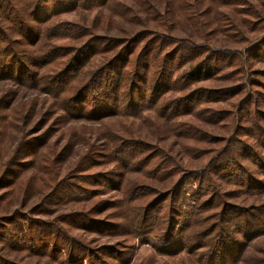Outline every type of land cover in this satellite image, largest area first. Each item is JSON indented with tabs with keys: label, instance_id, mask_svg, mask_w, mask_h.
<instances>
[{
	"label": "rangeland",
	"instance_id": "374dc122",
	"mask_svg": "<svg viewBox=\"0 0 264 264\" xmlns=\"http://www.w3.org/2000/svg\"><path fill=\"white\" fill-rule=\"evenodd\" d=\"M225 248L264 264V0H0V264Z\"/></svg>",
	"mask_w": 264,
	"mask_h": 264
},
{
	"label": "trees",
	"instance_id": "16d2710c",
	"mask_svg": "<svg viewBox=\"0 0 264 264\" xmlns=\"http://www.w3.org/2000/svg\"><path fill=\"white\" fill-rule=\"evenodd\" d=\"M120 60H121V58L116 59L115 62H113V66H115L114 64H118V62ZM75 62H76V65H77V63L79 65V67H77V69H81L82 70L86 66L85 61H83L82 59L77 58V59H75ZM124 66L125 65H123L121 67V71H118V74L121 75L120 79H118V81H117V85L118 86H121V85H123L124 82H126L125 75H126L127 71L123 70V67ZM202 68H204V67L197 66L193 70H191L187 74V76L189 77V79L191 81H194V82L195 81L196 82H201V81L205 80L206 78H209V76L211 75L212 71L211 72H208L206 70V72L203 73V69ZM33 146L36 147L35 143H33ZM86 217H88V215H86L85 218ZM93 220L94 219H92V218H88V219H85L84 221H82L81 224H83V226H85L83 228H85V229H94L95 228V224H99V223H97V222H95ZM90 222H91V224H89ZM155 222H156L155 226H160V224H161V218L158 216L157 219L155 220ZM119 228H122V227H119ZM62 239L63 238H62L61 234H59L58 235V238H56L55 240H62ZM171 242H172V244L169 246L168 243H171ZM161 244H162V246L160 247ZM174 248H176V251L169 252V251H171V249H174ZM182 248H180L178 244H174V241H172V236L170 234H168L166 237H163L162 240L159 242V249L158 250L161 252V254L167 255L170 258H174L175 256H177V254H179L182 251ZM231 252H232V250H230L229 248L228 249L225 248V250H223L222 252H220L221 254L218 253L219 255L217 257L220 259L219 260L220 261V264H226V262H227L226 261L227 260V255L226 254L231 255ZM201 261H199V262L202 263ZM191 262H188V264H196L193 261H191ZM165 264H176V262H166ZM211 264H216V263L213 262Z\"/></svg>",
	"mask_w": 264,
	"mask_h": 264
}]
</instances>
